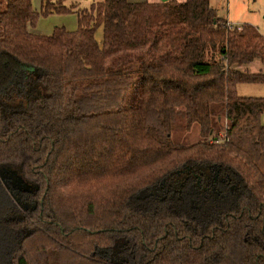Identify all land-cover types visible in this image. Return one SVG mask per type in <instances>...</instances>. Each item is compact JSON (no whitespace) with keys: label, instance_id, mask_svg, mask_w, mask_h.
Masks as SVG:
<instances>
[{"label":"trees","instance_id":"trees-1","mask_svg":"<svg viewBox=\"0 0 264 264\" xmlns=\"http://www.w3.org/2000/svg\"><path fill=\"white\" fill-rule=\"evenodd\" d=\"M0 2V264H264V96L237 91L264 35L210 0H40L76 14L50 35Z\"/></svg>","mask_w":264,"mask_h":264},{"label":"rangeland","instance_id":"rangeland-1","mask_svg":"<svg viewBox=\"0 0 264 264\" xmlns=\"http://www.w3.org/2000/svg\"><path fill=\"white\" fill-rule=\"evenodd\" d=\"M96 1L100 0H66V3L73 2L83 8L89 7ZM210 2L215 7L218 17L226 19L233 25H242L244 23L254 26L260 34L264 35V0H210ZM31 3L33 8L39 13L35 27L31 31L41 35H50L55 27H65L66 29L72 30L76 28L77 18L75 13L42 15L40 12V0H31ZM3 9L4 6L0 2V11ZM99 30L97 31L98 33L96 32L97 36L100 35ZM259 62L260 60L254 59L248 64L249 70L255 68ZM237 91L238 94L243 96H264V83H240L237 85ZM224 125L225 123L217 125L219 130L217 129L214 133H219V135L223 134ZM200 138L196 123H193L189 130L184 125H179L171 134V139L175 143H194L200 140ZM0 176L2 182L8 186L10 184L9 178L2 174Z\"/></svg>","mask_w":264,"mask_h":264},{"label":"crops","instance_id":"crops-1","mask_svg":"<svg viewBox=\"0 0 264 264\" xmlns=\"http://www.w3.org/2000/svg\"><path fill=\"white\" fill-rule=\"evenodd\" d=\"M130 1H135V0H130ZM142 1V0H141ZM179 1H184V0H179ZM100 29V30H99ZM98 30L100 31V35L99 36H97V33H96V35H95V37H96V39H97V41H101V28H99ZM70 30H72V29H70ZM261 62H259V64H256V67L255 68H251L250 70H249V68H248V64L246 65V66H244V67H242L241 68V70H243V69H246V70H248V71H250V72H257V71H259L260 69H261Z\"/></svg>","mask_w":264,"mask_h":264},{"label":"built area","instance_id":"built-area-1","mask_svg":"<svg viewBox=\"0 0 264 264\" xmlns=\"http://www.w3.org/2000/svg\"><path fill=\"white\" fill-rule=\"evenodd\" d=\"M225 25H226V27H227L228 29H233V28L240 29V28H241V25H233V24H231V23L228 22V21H226Z\"/></svg>","mask_w":264,"mask_h":264},{"label":"water","instance_id":"water-1","mask_svg":"<svg viewBox=\"0 0 264 264\" xmlns=\"http://www.w3.org/2000/svg\"><path fill=\"white\" fill-rule=\"evenodd\" d=\"M162 1H164V0H162Z\"/></svg>","mask_w":264,"mask_h":264}]
</instances>
